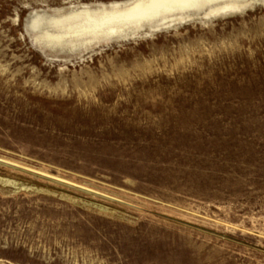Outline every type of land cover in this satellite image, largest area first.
I'll return each instance as SVG.
<instances>
[{"label": "rangeland", "instance_id": "374dc122", "mask_svg": "<svg viewBox=\"0 0 264 264\" xmlns=\"http://www.w3.org/2000/svg\"><path fill=\"white\" fill-rule=\"evenodd\" d=\"M129 3L0 0V264H264V0L53 38Z\"/></svg>", "mask_w": 264, "mask_h": 264}, {"label": "bare ground", "instance_id": "6f19581e", "mask_svg": "<svg viewBox=\"0 0 264 264\" xmlns=\"http://www.w3.org/2000/svg\"><path fill=\"white\" fill-rule=\"evenodd\" d=\"M245 5L246 0H130L129 4L123 6L115 5L108 10L97 11L87 9L81 14L74 15L68 18L67 24H58L60 31L57 30L59 33H55L56 36L53 38L61 42L65 39L70 44L126 38L144 28L157 30L172 22L177 16L200 11L205 7L212 9L213 13H220L239 10Z\"/></svg>", "mask_w": 264, "mask_h": 264}]
</instances>
